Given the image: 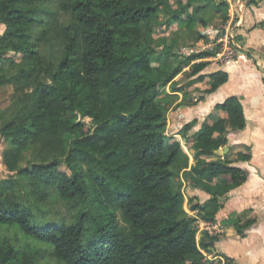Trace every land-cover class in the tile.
Masks as SVG:
<instances>
[{
  "label": "trees",
  "instance_id": "obj_1",
  "mask_svg": "<svg viewBox=\"0 0 264 264\" xmlns=\"http://www.w3.org/2000/svg\"><path fill=\"white\" fill-rule=\"evenodd\" d=\"M209 4L217 12L228 9L221 0L177 1L162 21V0H0V88L11 84L17 104L9 117L0 110L1 161L12 174L0 180V230L14 227L50 247L20 245L0 233V264L47 258L56 264L201 263L199 246L209 247L196 240L199 223H214L228 193L249 175L228 160L230 152L217 154L228 145V128H245L243 106L226 98L211 112L222 117L206 120L196 138H183L194 151L189 166L181 143L163 132L171 104L165 87L187 66L190 76L199 74L209 62L191 63L216 51L193 53L174 66L158 58L167 68L158 73L152 57L157 31H191L198 20L204 27ZM205 78L202 92L209 95L228 74L219 70L197 81ZM250 160L249 148L237 154L239 162ZM180 176L209 196L203 204L188 199L195 216L184 210ZM53 198L74 212L70 223L35 222L33 210L43 214L42 205ZM250 226L235 230L242 236Z\"/></svg>",
  "mask_w": 264,
  "mask_h": 264
},
{
  "label": "crops",
  "instance_id": "obj_2",
  "mask_svg": "<svg viewBox=\"0 0 264 264\" xmlns=\"http://www.w3.org/2000/svg\"><path fill=\"white\" fill-rule=\"evenodd\" d=\"M244 1L241 0L242 6L238 10L242 22L237 28V33L242 40L244 51H247L239 53L222 66L211 64L208 58L194 61L191 64L207 61L209 65L195 76L189 75L187 66L165 87V92L171 100L166 113L167 123L175 129L174 132L183 125L196 121L185 136L173 134L176 139L182 137L183 142L185 138L186 140L196 138L206 120L215 121L222 117V114L214 117L211 112L215 105L228 97L234 96L239 100L246 120V126L242 131L231 132L228 128L226 147L231 154L228 160L232 161L234 166L246 170L249 175L243 185L228 193L214 223H199L196 240L197 242L203 240L204 245L209 247L204 250L199 246V253L203 257L200 264H264V0L259 1L257 6L249 7L244 4L248 0ZM207 12L206 9L203 15ZM203 18L205 21L201 22L206 25L202 27L198 20L199 34L210 39V42L203 45L205 48L201 50L194 48L193 52H190L183 49L187 56L209 50L216 31L221 27L215 28L216 24L214 20L210 21V17ZM260 24L263 28L259 27ZM208 39H199L194 47L202 42H208ZM219 70L228 74L227 82L214 93L203 95L202 91L208 87V78L199 82L197 77ZM189 82L193 85L187 86ZM173 87L188 89L176 92ZM200 96L203 100L196 102ZM245 148L251 150V160L237 161V154L245 151ZM185 153L189 158V166H192L194 151L186 148ZM180 178L183 184L180 190L185 199L184 210L189 216H195L188 208V199L195 198L196 202L203 204L209 196L197 188L189 187L187 181L181 176ZM247 221L251 226L239 236L235 226H242ZM204 234L207 237H203Z\"/></svg>",
  "mask_w": 264,
  "mask_h": 264
},
{
  "label": "rangeland",
  "instance_id": "obj_3",
  "mask_svg": "<svg viewBox=\"0 0 264 264\" xmlns=\"http://www.w3.org/2000/svg\"><path fill=\"white\" fill-rule=\"evenodd\" d=\"M177 1L181 3L182 5H185V3L187 2V0H162V2L164 3V7L160 9V14H159L162 21H165L166 18L170 15V13L176 8ZM213 1L214 3L218 2V0H213ZM217 10L215 8H212L211 4H209L208 9H207L208 12L203 15L205 17H210V21L214 20V24H216L215 28H218L219 26H221L223 23L222 19L224 15L226 14L228 15V11L225 12V9L223 8H220L218 12ZM243 25L244 24H242V27ZM3 29L4 27L0 26V34L2 33ZM210 31L211 30H209V32ZM199 32H200V29L197 25L194 28H192L191 31H188L185 28H178L176 26L171 27L168 31H165L164 28H161L159 31H157L155 33V41L158 47L156 48L155 56L152 57V61L154 63V67L156 70L155 73H158L159 71L162 72L163 70L167 69L166 67L162 68V64L158 65V63L156 62L158 58L163 61L170 60L172 61L171 63L172 66H174L178 61L182 60L183 58H185V56H187L186 54H184L183 49L193 52L194 48H197V50H201L205 48V46L203 45H206V43L210 42V39H208L207 37L206 39H208V42H202V44H197L194 47V44L198 42L197 38H198ZM168 50H170V53L167 55L165 54V52H167ZM239 53H242V52H238L237 56L239 55ZM211 64H214V62H212ZM168 69L170 70L171 68L168 67ZM3 109L8 110L7 117L12 115L13 112L17 109L14 88L12 87L11 84H8L7 86L3 88H0V110H3ZM165 111L168 112V110H165ZM78 119L80 118L78 117ZM167 120H168V116L166 115V122ZM85 122L89 124L88 119H86ZM174 131L175 129L172 126H169L167 123L163 132L164 134L171 136L175 133H178V131L177 132H174ZM177 140L181 143L183 151L186 152V145L183 142L182 137L178 138ZM5 148H6L5 144L0 142V180L12 175V174H9L5 170L4 166L2 165L1 156ZM28 154L29 153H27V156ZM26 160H27V157H26ZM61 169L66 171L65 168L62 166H61ZM177 183L180 184V179L177 180ZM182 186L183 184L181 182V187ZM184 192L186 193V191ZM54 200H55L54 198L49 199L47 202H45L42 205L43 214H39L35 210H33L34 215L36 216L35 222L68 224L72 221L74 212L69 211L65 207L64 203L61 202L60 200H56V201ZM184 208H185V205H184ZM118 222L120 225H123L120 217L118 218ZM0 233L2 237L8 239L9 241L20 243V245L28 244L40 250L50 252V247L44 244L36 243V241L33 242L30 239H26L23 236V234L20 233L14 227L13 228L2 227L0 230ZM44 264H56V262L50 258H47Z\"/></svg>",
  "mask_w": 264,
  "mask_h": 264
},
{
  "label": "built area",
  "instance_id": "obj_4",
  "mask_svg": "<svg viewBox=\"0 0 264 264\" xmlns=\"http://www.w3.org/2000/svg\"><path fill=\"white\" fill-rule=\"evenodd\" d=\"M228 5V19L219 27L213 38V42L208 47L209 50H215L214 56H211L207 60L214 62L219 66L233 60L238 52H246L242 47V40L239 38L237 28L241 24L242 20L238 10H240L242 4L241 0H221ZM237 17V18H236ZM210 231V230H209Z\"/></svg>",
  "mask_w": 264,
  "mask_h": 264
},
{
  "label": "water",
  "instance_id": "obj_5",
  "mask_svg": "<svg viewBox=\"0 0 264 264\" xmlns=\"http://www.w3.org/2000/svg\"><path fill=\"white\" fill-rule=\"evenodd\" d=\"M227 152H228V147H224V148L218 150V151H217V154H219V155H224V154H226Z\"/></svg>",
  "mask_w": 264,
  "mask_h": 264
}]
</instances>
